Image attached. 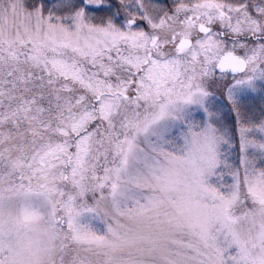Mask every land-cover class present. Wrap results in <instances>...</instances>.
Wrapping results in <instances>:
<instances>
[{
	"label": "snow or ice",
	"instance_id": "1",
	"mask_svg": "<svg viewBox=\"0 0 264 264\" xmlns=\"http://www.w3.org/2000/svg\"><path fill=\"white\" fill-rule=\"evenodd\" d=\"M0 264H264V0H0Z\"/></svg>",
	"mask_w": 264,
	"mask_h": 264
}]
</instances>
